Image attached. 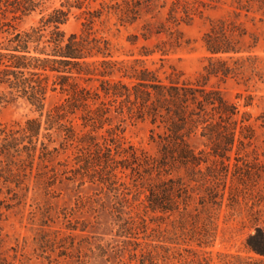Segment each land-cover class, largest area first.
I'll return each mask as SVG.
<instances>
[{
	"label": "rangeland",
	"instance_id": "rangeland-1",
	"mask_svg": "<svg viewBox=\"0 0 264 264\" xmlns=\"http://www.w3.org/2000/svg\"><path fill=\"white\" fill-rule=\"evenodd\" d=\"M61 6L69 12L67 35L80 34L92 21L89 28L111 43L116 59L140 60L164 81H198L220 91L255 137L236 144L228 176L212 184L216 199L202 200V183L188 181L183 170L174 173L185 178L193 197L186 211L181 204L164 214L146 211L144 179L137 173L120 172L117 191L83 175L78 160L104 145L102 136L110 138L104 130L94 134L100 144L67 141L56 128L43 131L41 139L53 151L44 168L29 171L20 185L0 177V264H264L246 247L255 228L264 229V0H91L81 6L44 0L15 24L29 27ZM207 36L232 50L225 55L233 58L231 76L205 80ZM63 99L50 93L46 111ZM39 117L21 99L0 105V128ZM112 121L106 129L113 128L126 147L159 157L162 128L127 114L113 113ZM76 131L80 137L87 132L80 125ZM189 143L208 165L216 160L199 133Z\"/></svg>",
	"mask_w": 264,
	"mask_h": 264
},
{
	"label": "trees",
	"instance_id": "trees-1",
	"mask_svg": "<svg viewBox=\"0 0 264 264\" xmlns=\"http://www.w3.org/2000/svg\"><path fill=\"white\" fill-rule=\"evenodd\" d=\"M77 1L81 6L91 0ZM43 3L0 0V105L21 99L40 114L23 126L0 128V177L4 183L20 185L29 171L50 160L53 151L41 139L43 131L56 128L67 141L100 144L94 134L104 130L110 137L102 136L104 145H95L93 153L78 160L86 177L117 191V186H122L120 172L137 173L144 179L145 209L152 213H174L181 204L185 211L189 207L192 191L185 178L174 175L180 170L188 181L202 183L207 193L202 200L216 199L212 184L228 176L236 144L251 142L255 137L251 126L244 125L247 119L239 118L238 106L206 84L164 81L140 60L116 59L111 43L89 28L92 21L80 34L67 35L63 26L69 12L63 6L42 14L29 27L15 24ZM204 45L210 55L209 64L203 68L205 80L231 76L228 61L233 58L225 55L232 50L211 44L209 36ZM55 92L64 96L63 102L46 111L48 96ZM113 113L162 128L159 157L139 154L133 146L126 147L113 128L106 129L112 126ZM260 119L264 124V112ZM76 125L87 132L80 137ZM197 133L211 144L210 155L216 159L212 165L188 145L190 136ZM255 231L246 247L264 258V229L256 227Z\"/></svg>",
	"mask_w": 264,
	"mask_h": 264
}]
</instances>
